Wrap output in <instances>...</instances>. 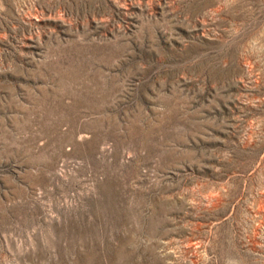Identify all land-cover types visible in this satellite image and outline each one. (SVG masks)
<instances>
[{
    "label": "rangeland",
    "instance_id": "rangeland-1",
    "mask_svg": "<svg viewBox=\"0 0 264 264\" xmlns=\"http://www.w3.org/2000/svg\"><path fill=\"white\" fill-rule=\"evenodd\" d=\"M0 264H264V0H0Z\"/></svg>",
    "mask_w": 264,
    "mask_h": 264
}]
</instances>
